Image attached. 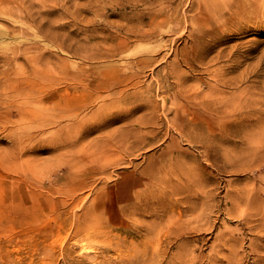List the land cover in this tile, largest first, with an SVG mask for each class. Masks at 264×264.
Returning a JSON list of instances; mask_svg holds the SVG:
<instances>
[{
    "label": "rangeland",
    "instance_id": "obj_1",
    "mask_svg": "<svg viewBox=\"0 0 264 264\" xmlns=\"http://www.w3.org/2000/svg\"><path fill=\"white\" fill-rule=\"evenodd\" d=\"M224 1H54L39 120L0 118V264H264V3Z\"/></svg>",
    "mask_w": 264,
    "mask_h": 264
},
{
    "label": "bare ground",
    "instance_id": "obj_2",
    "mask_svg": "<svg viewBox=\"0 0 264 264\" xmlns=\"http://www.w3.org/2000/svg\"><path fill=\"white\" fill-rule=\"evenodd\" d=\"M54 1L0 0V20L8 23L6 28H0V38L15 39L25 37L27 34L33 36L29 42L20 40L15 45L0 46L5 49L0 51V118L3 119L2 125L9 122L8 117L14 115L23 118L36 116L39 120L42 113L39 94L41 81L54 83L53 68L56 62L54 52L49 50L47 63L45 66L42 65L37 38L41 33L44 39L52 43H55L56 37L58 38L53 14ZM253 1L256 5H260V0H225L218 8L216 15L223 14L226 17L238 11L239 7L247 10L248 6H253ZM262 2L264 3V0ZM235 3H239V6H234ZM207 6L210 12L216 9L208 4ZM224 8L227 10L224 11ZM31 26L35 27V29L32 27V32H30ZM168 26L169 24H164L160 30ZM130 32L136 35L135 29H130ZM20 60H23L22 64L12 66ZM245 105L249 109L253 108L250 103L247 104V101Z\"/></svg>",
    "mask_w": 264,
    "mask_h": 264
}]
</instances>
